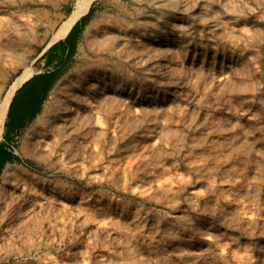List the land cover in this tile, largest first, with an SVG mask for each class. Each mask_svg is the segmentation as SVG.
I'll use <instances>...</instances> for the list:
<instances>
[{"label":"rangeland","instance_id":"1","mask_svg":"<svg viewBox=\"0 0 264 264\" xmlns=\"http://www.w3.org/2000/svg\"><path fill=\"white\" fill-rule=\"evenodd\" d=\"M75 2L0 0V104L66 63L0 140V264H264V0H96L48 63Z\"/></svg>","mask_w":264,"mask_h":264},{"label":"trees","instance_id":"2","mask_svg":"<svg viewBox=\"0 0 264 264\" xmlns=\"http://www.w3.org/2000/svg\"><path fill=\"white\" fill-rule=\"evenodd\" d=\"M86 16L78 21L72 28L69 35L65 40L60 41L53 45L51 49V54L48 55V63L53 60L52 53L59 52L65 56L64 62L72 59L78 48L79 37L84 30V21H86ZM63 61V60H62ZM62 65L55 71L50 73H42L34 75L29 81H27L15 94L8 112L7 122L5 125L6 133L5 137H9L12 127L9 126V119L12 117L13 106L23 91L28 89L27 94L23 102L21 103L20 112L22 113V118L28 116L29 120L32 121L37 118L43 110L44 104L50 96V92L53 89L55 83L64 71V66ZM19 129H24L27 127L26 124L22 122L18 124ZM20 159L16 157L11 151L6 149L2 144H0V176L3 172L4 167L8 162L19 161Z\"/></svg>","mask_w":264,"mask_h":264},{"label":"bare ground","instance_id":"3","mask_svg":"<svg viewBox=\"0 0 264 264\" xmlns=\"http://www.w3.org/2000/svg\"><path fill=\"white\" fill-rule=\"evenodd\" d=\"M96 0H76L74 8L69 16L62 22L58 30L56 31L55 36L53 37L52 41H58L61 40L70 33L73 26L79 21L81 17H83L91 5ZM35 67L29 66L24 69V71L18 76L14 83H12V86L10 87L6 98L3 100V102L0 104V140L3 137V133L5 130V123L6 119L8 117V112L10 108V104L16 94V92L28 81L30 80L35 73ZM11 167H7L5 169V176H9L11 174Z\"/></svg>","mask_w":264,"mask_h":264},{"label":"crops","instance_id":"4","mask_svg":"<svg viewBox=\"0 0 264 264\" xmlns=\"http://www.w3.org/2000/svg\"><path fill=\"white\" fill-rule=\"evenodd\" d=\"M29 81V80H28ZM28 92V89H26L25 91H23V93H21V95H19V97L17 98L14 106H13V112H12V117L11 119H9V126L12 127V130H11V133L9 136L12 135V133L16 132H21L23 130H25L30 124H32L39 116L40 114H38L37 118L30 121L28 116L25 117L24 119H21L22 118V113L20 112V108H21V103L23 102L24 98H25V95L27 94ZM17 93V92H16ZM46 103V102H45ZM11 105V104H10ZM45 105V104H44ZM43 111V110H42ZM23 123V124H26L27 127L24 128V129H19L18 127V124L19 123ZM7 149V148H6Z\"/></svg>","mask_w":264,"mask_h":264}]
</instances>
